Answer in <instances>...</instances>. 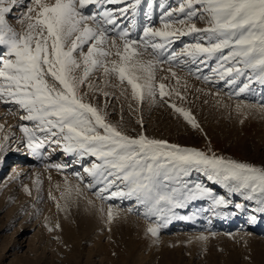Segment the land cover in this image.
Returning <instances> with one entry per match:
<instances>
[{"label":"snow or ice","instance_id":"6c2138e0","mask_svg":"<svg viewBox=\"0 0 264 264\" xmlns=\"http://www.w3.org/2000/svg\"><path fill=\"white\" fill-rule=\"evenodd\" d=\"M24 3L0 0V102L18 105L25 113L20 119L32 122V127L20 124L32 155L39 158L46 144H55L66 155H75L76 163L90 158L91 165L83 171L92 182L84 187L95 190L101 201L135 198L144 207L145 217L155 216L160 221L148 225L146 231L152 236L176 215L174 209L185 207L188 201L207 198L213 208L229 203L203 183L190 185L185 178L192 171L203 173L229 193L240 192L248 200H257L258 210L264 212V166L149 137L143 130L130 135L109 122L106 113L87 102V93L81 91L88 77L102 69L105 83L109 77L121 85L126 83L137 103L149 97L155 100L157 89L163 100L166 86L156 83L157 67L163 64L170 65L167 71L178 83L173 67L190 64L199 67L189 74L204 82L216 78L231 85L247 75V83L230 95L239 96L254 80L264 84V0H180L177 8L160 17L162 27L145 26L139 39L133 38L130 28L136 24L141 0H31L20 21L24 28L17 31L7 16L13 7ZM92 4L102 10L86 14V6ZM121 17L130 21L129 26L122 27ZM197 19L205 26L197 27L193 22ZM190 35L195 36V42L176 51L175 43ZM110 57L115 58L107 59ZM206 67L210 74L201 76ZM87 87L95 90L93 83ZM171 107L192 127H199L190 111L174 104ZM236 107L255 105L240 101ZM260 108L264 111V104ZM138 123L143 128V120ZM5 147L0 143V150ZM51 167L62 170L68 165ZM74 175L83 184L84 178ZM113 188L117 190L111 191ZM67 191L70 194L71 189ZM75 191L80 193L79 185ZM107 219L109 223L113 220L111 206Z\"/></svg>","mask_w":264,"mask_h":264},{"label":"rangeland","instance_id":"374dc122","mask_svg":"<svg viewBox=\"0 0 264 264\" xmlns=\"http://www.w3.org/2000/svg\"><path fill=\"white\" fill-rule=\"evenodd\" d=\"M30 2L25 0L23 5L13 7L7 16L8 23L17 31L24 28L20 21ZM179 3L180 0H141L135 13L136 24L130 28L133 38L139 39L147 25L162 27L160 17ZM101 10L94 4L85 8L89 15ZM120 22L122 27L130 24L123 17ZM193 22L197 27L205 26L198 19ZM193 42L194 35L181 37L174 49L179 51L185 43ZM210 63L214 65L215 61ZM169 67L163 64L156 70L157 85L166 86L163 100L157 89L155 100L149 97L137 103L126 83L121 85L115 77L107 78L105 83L102 69L88 77L87 83H93L95 90H90L86 83L81 91L87 93V102L106 113L109 122L130 135L143 130L149 137L264 166V111L260 108L264 104V84L254 80L239 96L230 95L247 83V75L231 85L216 78L204 82L189 74L199 67L190 64L173 67L178 83L167 71ZM210 72V68H202L201 76ZM103 92L109 93L107 98ZM240 101L255 107L237 110ZM173 104L190 111L199 127L185 121L171 107ZM23 115L18 105L0 103V126H3L0 143L6 145L0 150V264H264V212L258 210L257 200H248L240 192L229 193L203 173L192 171L185 178L190 185L203 183L229 203L213 208L207 198L188 201L185 207L174 209L176 215L152 236L146 231L148 225L160 221L155 216L145 217L144 207L135 198L112 197L101 201L95 190L84 187L92 182L83 171L91 165L90 158L76 163L75 155H66L55 144H46L39 158L26 156L20 124L33 125L22 121ZM141 119L143 128L138 123ZM56 164L68 167L62 170L51 167ZM74 173L84 178L83 184ZM37 180L39 185L35 183ZM77 185L79 194L75 191ZM236 204L242 207L237 208ZM109 206L113 210L110 223ZM201 235L206 239H198Z\"/></svg>","mask_w":264,"mask_h":264},{"label":"bare ground","instance_id":"6f19581e","mask_svg":"<svg viewBox=\"0 0 264 264\" xmlns=\"http://www.w3.org/2000/svg\"><path fill=\"white\" fill-rule=\"evenodd\" d=\"M16 24V23H15ZM119 84V83H118ZM133 100V99H132ZM126 101H129V100H126ZM1 103V102H0ZM23 149H25L24 151H26V156H30V151L27 149V147H24ZM24 155V154H23ZM14 166H15V164H14ZM16 167H18V166H16ZM16 167H14V168H16ZM17 169V168H16ZM32 171V170H31ZM16 172V170H14L13 171V173H15ZM60 176V175H59ZM65 197V196H64ZM27 261H29V260H27Z\"/></svg>","mask_w":264,"mask_h":264}]
</instances>
